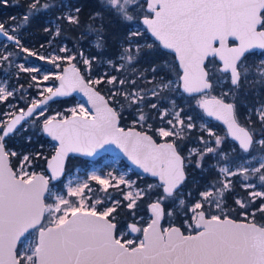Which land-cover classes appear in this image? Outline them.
Here are the masks:
<instances>
[{"label": "snow or ice", "instance_id": "obj_1", "mask_svg": "<svg viewBox=\"0 0 264 264\" xmlns=\"http://www.w3.org/2000/svg\"><path fill=\"white\" fill-rule=\"evenodd\" d=\"M0 3L7 4L8 0H0ZM54 7L56 5L48 0H31L23 21L26 24L34 15ZM80 13L81 8L75 7L58 19L79 27ZM138 16H142V24L153 40L149 41L134 25ZM106 17L128 29L121 38L119 59L124 63L119 68L125 64L134 67L142 56H158L161 47L171 50L183 70L180 76L183 91L199 94L196 99L199 108L207 116L222 121L227 126V137L238 142L240 152L246 155L229 159L222 147L227 137L202 125L201 130L209 137L207 140L203 136L199 138L203 149H191L187 157L183 156L178 141L196 127L193 117L182 118V109L176 110L175 101L171 102V111H159L158 103L147 100L149 94L161 99L162 94L172 90L171 81L161 78L155 83L154 77L148 81L154 84L148 92L110 88L106 98L97 85H124L126 80L106 74L86 80L75 65L64 68L54 77L60 82L58 86L40 90L42 99H32L26 109L18 110L19 114L8 112L5 113L7 120L0 119V264H264V224H257L255 212L247 211L249 203L264 198V191L255 190L257 185L252 182L257 179L264 186V159L255 156L257 149L264 155V105L254 109L261 126L259 134L255 127L249 126L254 124L251 117L249 125H242L237 112L239 95L246 87L264 86V58L258 64H249L253 56L264 57V51L256 52L264 50V0H101V9L89 16L92 22L89 29L97 37L98 48L106 39ZM19 27L6 28L0 23V35L30 56L36 55L21 44L16 35ZM59 31L57 29V34ZM61 51L68 49L61 48ZM11 55V52L0 53V62L10 64ZM60 59L70 62L74 57H53L50 62ZM83 63L90 69L92 60L84 58ZM19 67L25 72L40 71ZM160 70L155 65L151 67L153 74ZM140 78H144L143 73ZM31 79L37 80V76ZM48 79L49 75L44 74L43 80ZM131 83L135 85L136 80ZM224 83H228L229 88L220 98L211 95L214 87ZM75 91L87 97L90 107L78 104L68 109V115H45L49 101ZM13 95V91L0 86V101ZM230 95L232 102H225L224 97ZM126 105L136 106L133 127L128 129L120 123ZM145 107L157 110L161 121L169 127L153 129L148 123L152 117L145 114ZM29 122L56 142L50 158L43 157L42 152L35 153L34 157L47 161L49 176L29 171L33 161L29 155H23L18 168L10 163V158L18 153L8 149L7 139ZM137 126L142 130H136ZM154 136L162 138L163 142L157 143ZM28 139L30 141L31 137ZM108 144L121 149L145 173L157 177L159 183L133 190L134 182L123 176L111 177L110 173L111 179H102L95 173L90 176L102 185L99 191L104 193L110 187L126 185L129 189L123 193L126 204L110 196L95 195L87 182L77 181L73 186V181L69 180L66 191H54V186L50 187V182L64 174L69 154L92 156ZM193 157L197 168L203 167L205 157H216L220 164L219 175L224 179L200 191L198 199L186 200L182 189L188 180L186 168L193 163ZM249 160H255V164H249ZM240 176L248 181L242 186L252 189L248 203L235 200L239 208L245 210L241 215L246 222L237 221L224 211L226 193L233 190L229 178ZM153 189L160 191L148 204L149 220L140 223L133 219L121 230L119 210L127 209L135 218L138 201L151 195ZM106 200H110V206ZM166 201L171 207L165 206ZM177 209L186 217L183 230L171 225L162 227V219L173 217ZM257 211L264 213V204ZM249 215L252 219H248ZM131 234L139 235L134 240L128 238Z\"/></svg>", "mask_w": 264, "mask_h": 264}, {"label": "rangeland", "instance_id": "obj_2", "mask_svg": "<svg viewBox=\"0 0 264 264\" xmlns=\"http://www.w3.org/2000/svg\"><path fill=\"white\" fill-rule=\"evenodd\" d=\"M69 2L66 3L65 9H63V13H67L70 11H74V9L71 8V4H68ZM146 14V13H144ZM60 16V15H59ZM56 18H48V22H50V25L48 26V29L54 28L55 32H57V29L59 27L58 21L55 20ZM20 25L16 35L19 36L20 42L23 45L24 48L29 49L30 52L36 53V55H29L28 52L22 51V49L18 46H16L12 41H7L4 38H0V53H7L11 52L12 55L10 57L11 63H4L0 62V86L6 87L9 91H13L14 95L12 97H9L8 100L6 101H0V119H5L7 120L8 117L5 116V113L16 111L18 112L19 109L24 108L29 105L30 101L32 99H41L42 97L39 95V92L41 89H44L46 87H56L58 84V80H56L54 77L57 74H61L63 71V67L69 63L67 59H60L57 60L55 63H51L50 60L53 57H66V56H73L74 59L71 61H75L83 70L85 76L87 79H96L101 76L107 75V77L111 76H116V71H118V77L117 79H124L126 80V83L124 85H108L106 83H103V87L105 88L106 95H109V89L110 88H116L120 89L123 91H132L135 89L133 87L131 81L134 80L131 76L135 74L136 70L138 69L136 66L132 67L129 65H126L123 68H119L120 64H123L124 61H120L118 63H115L111 59H108L107 57H101L99 58V62L96 65L99 71H101L100 75H95L93 73V64L91 65V68L89 69L88 66H86L83 63L84 58L91 59L92 58L88 55L87 52H85L84 49H80L79 52L74 50V48L69 47L65 42L59 43L56 40H53L51 43L44 45V46H35V43L33 40L30 41H25L24 38L27 36V32L25 31L26 28L21 25L14 23L9 27L6 28H12ZM134 25L136 27H139L142 32L148 37L149 41L153 40L150 35L146 32L145 26L142 24L141 21H134ZM61 48H67V52H62ZM82 54V55H81ZM43 56L44 59H40V57ZM264 57H260L259 55L253 56L249 60V64L251 65L253 62L257 63L259 60ZM111 60L112 63L109 64L108 61ZM70 61V62H71ZM176 62V59L172 53L167 57V61L164 63L165 65L163 66L165 70H169L170 72L172 71L173 73L176 72L175 67L173 64ZM177 63V62H176ZM172 64V66H171ZM20 65H23L25 68H37L40 69L39 72H25L20 70ZM59 65V66H57ZM212 66V65H209ZM142 73H148L151 72V67L149 69L144 68L141 70ZM112 73V74H111ZM48 74L49 79L48 80H43V75ZM180 74L179 75L175 74V76L170 77L167 81H171V91H166L164 94H162L161 99H159L158 104L160 105L159 111H163L165 109L169 110L172 109V101H175L176 104V110L179 111L182 109V113L185 110H191L195 109L196 103V96H187L185 95L181 89H180ZM32 76H37V80H32ZM155 75H152L151 78L144 79L142 80V83L148 82L149 80H153ZM157 76L155 77L156 80ZM161 79V77L159 78ZM166 81V82H167ZM155 83H159V81H155ZM99 86V85H97ZM221 87H225V90L229 88L228 83H224L220 85ZM154 87V84H149L146 83L144 89L141 88H136L135 90L140 91L143 90L144 92L145 89L150 90ZM223 89V92L225 91ZM222 92V90H221ZM47 95V93H45ZM151 98L150 94L147 100ZM69 99V98H68ZM122 100V97L120 98ZM67 99L63 100H57V101H51L47 105V112L45 115L47 116H52L56 115L57 113H62L65 115H68V109L72 107H77L78 104H84L86 107V103L79 97L74 96L73 101L71 102H64ZM169 102V105H164V103ZM168 104V103H167ZM261 105L264 104H249L247 109L251 111V113L255 116L254 109L259 108ZM14 106V107H10ZM242 107H240L241 109ZM133 110V113H128L127 111ZM124 111L126 113H124ZM123 111V116L128 118L131 114L132 116L135 115L136 113V108L134 106L128 107L127 105L125 106ZM144 112L147 115H150L152 119L148 121V123L153 125V128L155 129L156 127H165L167 128L164 124L163 121H161L157 110H152L150 107H145ZM41 121L43 117L39 118ZM133 117L128 119L127 122L132 124ZM29 121H31V118H29ZM158 121V125L155 126L154 123ZM260 125V124H259ZM23 129H26L23 130ZM23 129L18 130L14 135L9 137L7 139V147L9 150L16 151L18 155L14 157L16 158L17 164L14 168L19 167V162L22 159L23 155H29V153H21L22 149L16 148V145L22 146L23 145V140L22 138L24 137L26 140H29L28 138L31 137L34 141H39L40 139V144L39 147H44L46 149L50 150H55V144L51 139L47 138L44 136L43 133L40 132L39 127H32L30 122L29 124H24ZM192 132H186L184 135H191ZM42 136V137H41ZM231 158V155L228 156ZM206 158V157H205ZM258 159H264V155H262L260 152L258 153ZM249 162V161H248ZM218 163V161H217ZM71 166V168H70ZM67 169L66 175L63 177V179L57 183L51 184L50 187H53L54 191H59L63 189L66 191V185L68 184L69 180L73 181V186L75 185V182L80 181V182H87L91 188L95 190V195H99L100 197H106L110 196L112 200H121L123 201V193L128 191V187L124 184L119 185V188H114L110 187L108 189L107 193L99 191L102 188V185H99L95 180H91L90 176L95 173L96 175L101 176V178H109V173L111 174V177H120L123 176L125 180L131 181L132 178L130 176H133V179L138 180V183L143 185L141 187L142 189H146L148 185L150 184H158L157 181H144L142 180L141 174L133 175L132 173V168L129 166L125 161L118 156H112V155H105L102 156L96 160H87L83 159L81 162H78L76 160H73L71 162V165ZM220 166V164H219ZM258 166V165H256ZM217 169V168H216ZM214 170V172L218 170ZM43 169H38L36 162L33 160L31 168L29 171L32 172H38L42 171ZM218 177L219 180H223L224 177L220 176L219 173H215ZM248 182V181H247ZM246 182V183H247ZM112 183H115L113 180ZM257 187L255 190L257 191H263L261 188V184H256ZM133 190H135V187L133 186ZM252 191V190H251ZM249 191L247 192V200H250L251 198L249 197ZM157 197L154 195L153 200H155ZM74 199V198H73ZM257 199V198H256ZM255 199V200H256ZM141 201V200H139ZM138 201V203H139ZM168 202V201H166ZM106 204L110 206V200L105 201ZM123 203H127V201H123ZM147 205V203H146ZM146 205L142 204V206L139 208V204L137 209L135 210L136 216L133 218L132 216H127L129 214L127 209H122L124 212V217H125V224L127 222L133 221L135 219L136 221L140 223H145L149 220L150 214L145 213L144 210L146 208ZM141 218H143L141 220ZM171 220H167L166 225H170ZM121 230H124L123 228ZM130 239H136L137 237H129ZM19 247L22 248V245Z\"/></svg>", "mask_w": 264, "mask_h": 264}, {"label": "trees", "instance_id": "obj_3", "mask_svg": "<svg viewBox=\"0 0 264 264\" xmlns=\"http://www.w3.org/2000/svg\"><path fill=\"white\" fill-rule=\"evenodd\" d=\"M31 2V0H8L7 4L0 3V23H3L5 27H9L14 23L21 24L26 28V32L28 33L27 36L24 38L25 41L33 40L35 43V46H44L49 43H51L53 40L58 41L59 43L65 42L69 47L74 48L77 52H79L80 49H84L85 52L88 53V55L92 58V64H93V73L95 75H100L101 71L97 68V64L99 62V58L101 57H107L108 59H111L115 63L120 62L119 59V51L121 48V38L123 34L128 30L127 27L124 25L113 22L111 17H106V29L104 32V35L106 37L103 46L98 48L96 46V35L90 31L89 25L92 23L89 20V16L94 11H99L101 9V0H48L49 3L55 4L56 7L51 8L47 12H42L34 15L26 24L23 21V16L28 12V4ZM71 4V8L75 9V7L81 8L80 13V19H81V25L79 27H76L74 25L68 24L65 20L58 19V17L64 15L63 9L66 7V3ZM60 15V16H59ZM15 17V20L12 18ZM56 18L55 20L58 21L59 27L58 29L59 34L55 32L54 28L48 29V26L50 25V22H48V18ZM142 16H138L136 21H141ZM134 23V22H133ZM47 29V30H46ZM143 43V40L141 41ZM159 53L163 55V58H167L170 53L163 50L162 48L158 49ZM96 59H93V58ZM158 56H142L139 58L138 62L135 63V66L138 68L131 77L136 80V84L133 85V87L144 89L145 84L148 82L142 83V80L151 78L152 75L157 76L155 81H160V77L163 78L165 81H167L170 77L175 76V74L179 75L180 69L175 62L173 66L176 69V72H170L169 70H165L164 67L161 68L160 71H158L156 74H153L152 72L143 73L144 78L141 79V73L144 68L149 69L153 65L158 66V63H160V60H158ZM172 66V64H171ZM159 69V67H157ZM112 74V73H111ZM116 76L119 77L118 71H116ZM117 77V78H118ZM153 84V83H149ZM102 92L106 93L105 88L103 87V83L97 86ZM147 92V90L145 89ZM74 97H70L69 99L65 100L64 102L68 103L73 101ZM233 100V99H232ZM159 100L155 98H150L148 100L149 103L156 102L158 103ZM168 103V104H167ZM164 103V105H169L170 103L167 102ZM249 104H264V86L256 84L253 87H246L244 91L239 95L238 101H237V108L242 113L243 118H246V110ZM136 107V106H134ZM240 107H242L240 109ZM191 110H185L184 113H189ZM125 113V111H124ZM131 116L128 118L122 116L121 124H125L128 119H130ZM254 124H252V127H255L257 130V133L260 131V125L259 122L256 120V116L253 118ZM155 126L158 125V121L154 123ZM42 137V136H41ZM23 145L18 146L16 145V148L22 149L21 153H29L30 157H33V160L36 162V165L38 169H44L46 160L44 158L35 159V153L42 152L43 157H49L54 150L46 149L44 147H39V141H34L33 139L26 140L24 137L22 138ZM12 163L14 167L17 164L16 158H11ZM73 160H76L78 162H81L83 158L81 157H71L69 160V166L71 165V162ZM71 168V166H70ZM56 183V182H53ZM52 183V184H53ZM264 189V186H262ZM155 193H152L149 196L144 197L139 201V208L142 206V204L146 205V208L144 211H147L148 203L153 200ZM259 201L261 204H264V198H259ZM120 213L122 216L124 215V212L122 209H120ZM129 215V214H128ZM127 215V216H128ZM125 218V217H124ZM261 224H264V213H262V221Z\"/></svg>", "mask_w": 264, "mask_h": 264}, {"label": "flooded vegetation", "instance_id": "obj_4", "mask_svg": "<svg viewBox=\"0 0 264 264\" xmlns=\"http://www.w3.org/2000/svg\"><path fill=\"white\" fill-rule=\"evenodd\" d=\"M256 52H259V51H256ZM158 60H160V63H158L157 67H159V69H161L165 65L164 63L167 61V58H165V57L163 58V55L160 54ZM209 67H212V66H209ZM223 89L225 90V87H221V86L214 87L213 91L211 92V95L221 97L223 94ZM221 90H222V92H221ZM71 97H74V96H71ZM196 98H199V95H197ZM66 99H68V98H66ZM224 99L232 102L233 97L230 95V96L224 97ZM194 107H195V109H191V112H189V115H191L193 117V120L197 122V125L194 129H192L190 131V132H192L191 135H184L185 138L183 140L178 141V143L181 146L180 147L181 154L183 156H186V157L188 156L189 150H191V149L202 150L201 147L203 146V144L200 142V139H199L204 134V131L201 130L202 125L206 128H210L217 135H219L221 137H227V129L221 122L214 120L212 118H209L204 113L203 109L199 108L198 105H195ZM134 108H136V107H134ZM127 112L133 113V110H130ZM237 112H238L239 122L243 125H249V117H251L252 121H253V118L255 117L251 113V111H249L248 109L246 110V118L241 117L242 113L240 114L238 108H237ZM130 116H131V118L132 117L135 118V115L132 116V114H131ZM122 126L128 128V127H133V124L130 125V123H128L126 121V123L123 124ZM249 126L252 127L253 125L251 124ZM166 127H169V126H166ZM137 128H139V126H137ZM140 130H142V129H140ZM150 134H152V133H150ZM154 138L158 142L163 141L162 138H160L158 136H154ZM166 139H170V138H166ZM212 146H214V143L212 144ZM222 147L228 153V156L231 155V158L229 157V159H234L237 156L246 155V154L240 152V150L238 148V142L234 141L230 137L226 138V141L222 145ZM233 149H235V151H233ZM258 153H259V149H257L255 152L256 159H258ZM217 161L218 160L216 157H212V158L206 157L202 161L203 167L197 168L195 166V157H193V163L190 164L186 168L188 180L186 182V185L182 189V191L184 193V198L186 200L198 199L199 198L198 193L200 191L205 190L206 188H208L211 185L217 184V180H218L219 176L217 177V175L215 173H219V172L218 171L214 172V170L216 168H217L216 170L219 169V164L217 163ZM248 163L249 164H255V160H249ZM68 168H69V163H68L67 169ZM132 172H133L132 173L133 175L139 174V173H136L134 171H132ZM141 176H142V180H144V181H157L158 182L157 179L152 178L150 176L143 175V174H141ZM231 180H232L233 190L231 192L226 193V198H225V202H224V211L236 220H245V217L243 215H241V213L245 210L240 209L239 206L235 203V200L241 199V200H244L246 203H248L249 200H247V192L248 191L250 192L252 189H246L242 186L243 183L247 182V181L243 180L242 176L233 177ZM252 182H254L255 184H260V181L257 179H253ZM157 191H160V190L153 189L152 193H155V195H156ZM189 193H191L190 196L188 195ZM165 206L171 207L170 202H165ZM260 206H261V202L259 201V198H257L256 200H254V202L248 204V209H247V211L249 213L255 212V222L259 223V224H261V221H262V213L257 211L260 208ZM144 212L149 213L148 207H147V211H144ZM128 216H130V215H128ZM124 219H125L124 216L121 215L120 210H119L118 220L120 222L121 229L123 228L124 223H126ZM184 219H186V217L184 216L183 212L177 209L176 213L173 215V217L169 218V217L165 216L164 224L167 223V220H171L170 225H176L178 227H181L183 230ZM248 219H252L251 215H249ZM127 223H131V219H130V222H127ZM138 235L139 234H131L129 237H137Z\"/></svg>", "mask_w": 264, "mask_h": 264}, {"label": "water", "instance_id": "obj_5", "mask_svg": "<svg viewBox=\"0 0 264 264\" xmlns=\"http://www.w3.org/2000/svg\"><path fill=\"white\" fill-rule=\"evenodd\" d=\"M141 21H142V18H141ZM145 28H146V26H145ZM149 35H150V33H149ZM151 36V35H150ZM0 38H4L5 39V37L4 36H2V35H0ZM152 39H154L153 37H151ZM158 43V42H157ZM162 48V47H161ZM163 49V48H162ZM163 50H165V51H167V52H169V53H172L173 55H174V57H175V59H176V62H177V64H178V66H179V69H180V71H181V75L183 74V70H182V68L180 67V64H179V60L176 58V55H175V53H173L171 50H166V49H163ZM256 51H264V50H256ZM72 65H75L76 66V68H78L79 69V71H80V73H81V75H83L84 77H85V79L87 80V78H86V76H85V74H84V72H83V70L81 69V67L75 62V61H71V62H69V63H67L64 67H63V69L64 68H70ZM63 72V71H62ZM180 75V76H181ZM180 82H181V84H180V87H181V90H182V92L183 93H185V95H187V96H197V95H199V94H188V93H186V92H184L183 91V82L180 80ZM59 81H58V84H57V86L59 85ZM97 87V86H96ZM97 89L101 92V94L102 95H105V97L107 98L108 96L104 93V92H102L98 87H97ZM71 96H76V97H79V98H81L85 103H86V105L88 106V107H90V105H88L87 104V97H85L84 96V94L82 93V92H79V91H75V92H72L69 96H66V97H56V98H54L52 101H57V100H62V99H66V98H69V97H71ZM218 98H220V96H217ZM43 98V97H42ZM41 98V99H42ZM49 102H51V101H49ZM225 102H230V101H227V100H225ZM29 106V105H28ZM27 106V107H28ZM26 107V108H27ZM17 114H19L18 112H17ZM209 117V116H208ZM209 118H212V119H214V120H216L214 117H209ZM29 119V118H28ZM217 121H219V120H217ZM219 122H221L225 127H226V129H227V126L222 122V121H219ZM121 123V122H120ZM243 125V124H242ZM122 126V125H121ZM123 127V126H122ZM125 129H128V128H131V127H128V128H126V127H124ZM136 130H140L139 128H136ZM44 136L45 137H47V138H49V139H51L50 137H48L46 134H44ZM231 138V137H230ZM155 139V138H154ZM157 141V140H156ZM54 142V141H53ZM161 142H163V141H161ZM161 142H158L157 141V143H161ZM54 143H56V142H54ZM54 152H55V150H54ZM54 152L48 157V158H50L52 155H54ZM105 155H112V156H118V157H121L129 166H131V168L133 169V171L134 172H136V173H139V174H143V175H147V176H150V177H152L150 174H148V173H145L144 171H143V169L142 168H140L138 165H136V164H134L129 158H128V156L121 150V149H119V148H117L114 144H108V145H105L103 148H100V149H97V151L92 155V156H86V155H83V154H80V153H72V154H69V157H68V159L66 160V162H65V169H64V174L59 178V180H57V181H52V182H50V186H51V183H53V182H59V181H61L62 179H63V177L66 175V172H67V166H68V163H69V160H70V158L71 157H81V158H83V159H87V160H96V159H98V158H100V157H102V156H105ZM10 163L12 164V166L14 167V165H13V163H12V159L10 158ZM37 174H44L45 176H49L50 175V172L48 171V165H47V161H46V163H45V168L42 170V171H38V172H36ZM187 174V173H186ZM152 178H155V179H157L158 180V178L157 177H152ZM158 182H159V180H158ZM148 211H149V209H148ZM149 213H150V211H149ZM165 218V217H164ZM237 221H241V222H246L245 220H237ZM257 224H259V223H257ZM161 225H162V227H166L165 225H164V219H162V221H161ZM171 226H176V225H171ZM176 227H178V226H176ZM20 245H18V247H19Z\"/></svg>", "mask_w": 264, "mask_h": 264}]
</instances>
